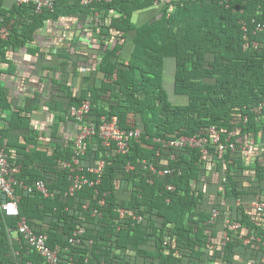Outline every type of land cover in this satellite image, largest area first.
I'll use <instances>...</instances> for the list:
<instances>
[{
    "label": "trees",
    "instance_id": "trees-1",
    "mask_svg": "<svg viewBox=\"0 0 264 264\" xmlns=\"http://www.w3.org/2000/svg\"><path fill=\"white\" fill-rule=\"evenodd\" d=\"M11 2L0 0L9 31L0 41V64H9L10 52L61 20L88 22L95 56L62 49L39 53V78H51L57 89L58 100L47 103L54 113L49 133L36 134L30 120L40 103L36 96L14 108L0 85V146L8 161L20 166L14 187L19 216L0 210V264H45L21 236L16 241L10 235L21 218L46 236L49 247L60 248L59 264L69 256L77 264H264V214L252 206L256 197L264 200V0H109L87 6L81 0H54L52 10L40 13ZM244 35L258 48L244 51ZM169 59L171 93L185 97V104L172 103L165 89ZM83 101L90 103L84 124L115 116L120 128L140 129V137L123 155L104 148L97 136L86 139L80 167L88 182L70 193L71 172L63 164L71 161L73 142L59 127L73 123L68 110ZM211 128L224 142L253 140V151L217 153ZM181 136L204 137L214 151L201 159L197 149L167 151L155 141ZM171 153L175 161L167 159ZM142 159L174 172L151 174L140 166ZM100 160L101 174H89ZM128 164L133 171L125 170ZM37 181L44 182L49 196L35 190ZM3 199L0 193V203ZM226 218L239 228L227 229L229 241L220 250ZM79 228L81 242L72 246L69 238Z\"/></svg>",
    "mask_w": 264,
    "mask_h": 264
},
{
    "label": "built area",
    "instance_id": "built-area-1",
    "mask_svg": "<svg viewBox=\"0 0 264 264\" xmlns=\"http://www.w3.org/2000/svg\"><path fill=\"white\" fill-rule=\"evenodd\" d=\"M109 0H81V4L84 6L90 5L94 2H108ZM163 2L168 0H162ZM220 4L226 3L228 0H218ZM14 3L19 5H30L34 8L35 13H40L43 9L52 10L54 5V0H14ZM158 6V5H157ZM156 6V7H157ZM96 17V16H95ZM97 19V17L95 18ZM243 31L246 28L243 26ZM261 27L257 26L256 30H260ZM9 31L3 25V19L0 17V41H5L8 39ZM243 50H255L258 48L257 42H249L246 35L243 36ZM90 112V103L88 101H83L79 106H72L68 110L67 115L73 121L76 126V130L71 138L73 142V149L71 155L70 163L63 164L64 167L70 169L71 175V187L70 193L80 189L83 185L88 182V178L85 175L81 174V157L85 153L84 142L88 138L97 136L104 148L113 147V151L117 154H126L128 152V144L133 139H138L140 137V129L138 128H129L122 129L119 127L118 119L115 116L105 117L102 116L99 120V123L95 124L93 122H88L84 124L83 122L88 118ZM81 123V124H80ZM83 123V124H82ZM210 142L214 150L217 153H224L229 151L231 154H234L236 149L245 152H252L254 148V141L250 140L249 142L237 143L230 142L225 140L222 141L220 135L211 128L209 130ZM234 135V134H232ZM155 141L160 145L163 150H173L179 151L186 148L197 149L201 155V159H206L209 157V152L211 150L207 147V139L199 136L192 137H174L169 139H155ZM213 150V151H214ZM156 155H159L157 152ZM170 161H175L176 156L174 153L169 154L167 157ZM224 162V161H223ZM140 166L147 170L151 174L157 176H171L174 172V169L163 168L157 169L155 166L148 162L146 159L139 160ZM104 167L103 161H97L96 165L91 168H88L87 171L89 174L99 176ZM126 171H133L134 167L130 164L126 165ZM20 171V166L15 163H10L8 161V156L4 147L0 146V193L3 194V201L0 203L1 212L8 217H18V201L19 197L15 195L14 187L17 184L15 180V175ZM151 183L150 180H148ZM98 183V181H97ZM24 189L31 191L32 187L24 186ZM34 188L36 191L43 194L45 197L49 196V192L42 181H37L34 183ZM166 190L172 191L173 186L167 185ZM238 203V202H237ZM103 204V202H101ZM252 206L255 210L264 214V200L261 197H256L252 203ZM132 219L136 220L137 223L142 221L141 217L135 216L133 214ZM218 216V211L214 209L211 215V223L214 224L216 217ZM239 224L233 223L230 224L229 220L226 218L224 220L222 230L219 234V249L222 250L223 246L229 241V236L227 234V229L231 231H237ZM10 235L16 240H19V236L27 244L28 248L35 250L45 261V264H59V253L60 248L54 247L51 248L47 245L46 236L43 234H36L27 224L25 218H21L17 224V229L15 231L8 230ZM83 234V229L79 228L74 231L73 237L69 238V243L73 246L81 242L80 237ZM245 235V234H244ZM243 243L247 244L248 238L241 237ZM213 245L209 244V249H212ZM64 264H77V262L69 256L67 261Z\"/></svg>",
    "mask_w": 264,
    "mask_h": 264
},
{
    "label": "crops",
    "instance_id": "crops-1",
    "mask_svg": "<svg viewBox=\"0 0 264 264\" xmlns=\"http://www.w3.org/2000/svg\"><path fill=\"white\" fill-rule=\"evenodd\" d=\"M10 2L11 1L8 0V3ZM12 2H14V0ZM87 28H89L87 21L76 24V22L72 23L70 21L61 20L55 25H48L43 29L41 34H38L34 42L27 43L14 54L10 52L7 60L9 64H0V69L2 70L0 85L7 93L8 100L11 101V105L14 108L16 106L23 108L26 97L32 102L36 96L37 98L35 101H40L30 114V120L38 135L44 131L49 133L48 126L53 122L54 113H52V110H49L50 108L47 103L58 100L57 89L51 81V78L45 77L42 81L40 79L41 71L38 69V55L39 53L48 55V53L53 51L56 53V50L62 49L67 53H82L81 55L87 53L95 56L91 52L94 47H92L89 39L90 37L87 34ZM89 61L92 62V59ZM88 62L86 63V67ZM84 68V66L81 68L82 74L85 72ZM42 76L45 75L42 73ZM13 112V110L7 111L5 114L6 119H8ZM60 128H62L64 132V134H61L65 139L72 138L76 130V126L70 121L65 124H60L59 129ZM42 142L43 141L39 140L38 143L43 144Z\"/></svg>",
    "mask_w": 264,
    "mask_h": 264
},
{
    "label": "rangeland",
    "instance_id": "rangeland-1",
    "mask_svg": "<svg viewBox=\"0 0 264 264\" xmlns=\"http://www.w3.org/2000/svg\"><path fill=\"white\" fill-rule=\"evenodd\" d=\"M147 14H149V12L136 14L132 18L133 23H135V24L140 23L139 21H142ZM173 74H174L173 60L169 59L166 61L165 71H164L165 89L169 92V94H170L169 98H170V101L172 103H174V104H185L186 103L185 97L175 96L171 93L172 92V84H173Z\"/></svg>",
    "mask_w": 264,
    "mask_h": 264
}]
</instances>
